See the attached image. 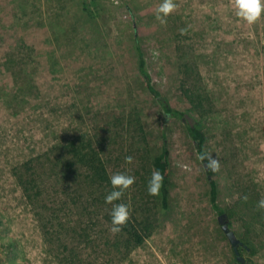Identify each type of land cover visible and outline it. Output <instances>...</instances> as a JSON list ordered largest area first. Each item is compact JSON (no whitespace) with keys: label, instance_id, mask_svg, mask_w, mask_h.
I'll use <instances>...</instances> for the list:
<instances>
[{"label":"rangeland","instance_id":"374dc122","mask_svg":"<svg viewBox=\"0 0 264 264\" xmlns=\"http://www.w3.org/2000/svg\"><path fill=\"white\" fill-rule=\"evenodd\" d=\"M161 2L0 0V264H57L13 169L78 134L94 139L111 175L135 177L141 187L129 191L133 210L156 222L145 244L123 260L111 247L115 234L98 224L92 244L72 241L83 261L239 264L194 142L181 121H165L146 88L137 39L157 90L202 123L207 153L220 163L213 173L218 205L238 239L254 246L239 248L244 264H264V209L257 206L264 198V18L247 24L233 0H175L162 25L155 18ZM184 63L198 65L213 100L204 117L181 91ZM163 145L172 168L168 210L145 187V168ZM69 218L73 233L86 227L80 212Z\"/></svg>","mask_w":264,"mask_h":264},{"label":"trees","instance_id":"16d2710c","mask_svg":"<svg viewBox=\"0 0 264 264\" xmlns=\"http://www.w3.org/2000/svg\"><path fill=\"white\" fill-rule=\"evenodd\" d=\"M136 49L138 70L145 81L149 94L162 109L165 121L169 119L181 121L187 135L194 142L199 157L208 154L205 147L206 135L201 121L189 111L175 109L166 96L157 90L138 39ZM22 73L26 75L25 78L29 83L33 82L31 72L23 69ZM181 73L183 75L181 91L189 102L191 110L198 113L200 117L211 113L214 103L198 65L184 63L181 66ZM15 79L19 84L16 74ZM136 125L146 147L149 148L140 116H137ZM200 162L208 177L210 201L218 215V220L221 215L226 214V223L230 224L228 212L218 205V185L213 179V173L206 170L207 161L200 160ZM154 169H158L164 174V185L160 195L156 198L158 197L160 200L163 210H168L171 204L172 168L167 145H163L158 155L145 168L149 177ZM13 175L37 218L48 254L57 264H91L82 260L78 246L73 244L74 240L78 239L79 242L87 246L93 243L98 224H107L110 230L112 227L109 215L111 206L104 202L105 195L111 190L109 180L111 174L103 151L94 139L88 134H78L62 139L47 152L15 167ZM139 187L141 185L135 182L131 190H139ZM145 187L147 188V184ZM129 191L125 193L124 202L130 204V218L119 233H114L113 244H111L112 249L121 257V260L128 258L136 249L143 246L156 229V222L149 215L140 218L134 212L132 201L136 196L133 197ZM248 195H246L248 200L244 199L245 204H249L250 197ZM74 211L80 212L81 219L84 221L82 225L86 227L78 228L73 233L75 229L70 227L69 216ZM219 223L222 228L223 224ZM243 243L245 246L240 248L245 250L254 248L248 238ZM239 264L242 263L239 262Z\"/></svg>","mask_w":264,"mask_h":264},{"label":"clouds","instance_id":"9594fccd","mask_svg":"<svg viewBox=\"0 0 264 264\" xmlns=\"http://www.w3.org/2000/svg\"><path fill=\"white\" fill-rule=\"evenodd\" d=\"M235 15L249 25L256 24L264 18V0H233ZM178 5L175 0H162L156 12V20L162 25L167 24V18L176 10ZM183 33V30H181ZM158 56L157 52L153 53ZM131 160V158H128ZM201 161H207L206 170L212 173L220 171L218 159L210 154L199 157ZM111 190L104 197L106 205H110L109 215L111 217V231L119 233L130 218V204L124 202L127 193L135 184V177L127 172H117L109 177ZM164 185V174L158 169L151 171L147 182V193L150 196H159ZM245 199H247L245 197ZM257 206L264 209V198L257 202Z\"/></svg>","mask_w":264,"mask_h":264},{"label":"water","instance_id":"95a60500","mask_svg":"<svg viewBox=\"0 0 264 264\" xmlns=\"http://www.w3.org/2000/svg\"><path fill=\"white\" fill-rule=\"evenodd\" d=\"M224 219H227L226 214H223L219 217V222H221L223 224L222 230L224 231L228 240L230 241V243L234 249V252L236 254L237 260L243 264V263H245V259L240 255L239 248L242 246H245V245H244L242 240L238 239L235 232H233L230 229L229 224L224 222Z\"/></svg>","mask_w":264,"mask_h":264},{"label":"flooded vegetation","instance_id":"af4514ba","mask_svg":"<svg viewBox=\"0 0 264 264\" xmlns=\"http://www.w3.org/2000/svg\"><path fill=\"white\" fill-rule=\"evenodd\" d=\"M227 221V219H224V222H226Z\"/></svg>","mask_w":264,"mask_h":264}]
</instances>
